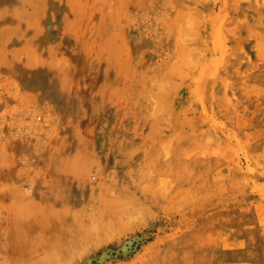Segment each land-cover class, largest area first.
<instances>
[{"label": "rangeland", "instance_id": "rangeland-1", "mask_svg": "<svg viewBox=\"0 0 264 264\" xmlns=\"http://www.w3.org/2000/svg\"><path fill=\"white\" fill-rule=\"evenodd\" d=\"M0 264H264V0H0Z\"/></svg>", "mask_w": 264, "mask_h": 264}]
</instances>
